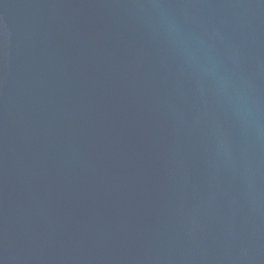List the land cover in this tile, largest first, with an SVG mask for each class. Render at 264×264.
<instances>
[{
    "label": "water",
    "instance_id": "water-1",
    "mask_svg": "<svg viewBox=\"0 0 264 264\" xmlns=\"http://www.w3.org/2000/svg\"><path fill=\"white\" fill-rule=\"evenodd\" d=\"M0 264H264V0H0Z\"/></svg>",
    "mask_w": 264,
    "mask_h": 264
}]
</instances>
